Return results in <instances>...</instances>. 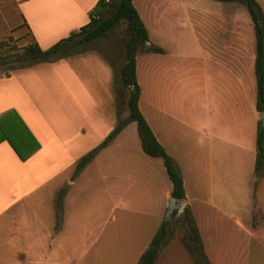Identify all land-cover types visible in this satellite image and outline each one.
Listing matches in <instances>:
<instances>
[{
	"label": "crops",
	"instance_id": "crops-1",
	"mask_svg": "<svg viewBox=\"0 0 264 264\" xmlns=\"http://www.w3.org/2000/svg\"><path fill=\"white\" fill-rule=\"evenodd\" d=\"M11 2L13 24L45 51L87 25L99 0ZM132 3L147 45L162 49L136 57L138 108L178 167L183 203L209 263L264 264L256 38L248 10L237 1ZM114 77V64L98 49L0 74V264H59L68 219L62 208L55 230V197L98 170L101 158L113 165L118 198L130 192L138 164L148 177L159 173V164L165 170L160 159L143 153L131 122L72 180L78 160L118 123ZM121 181L130 184L124 189ZM151 239L135 254L138 259ZM169 248L163 246L158 262Z\"/></svg>",
	"mask_w": 264,
	"mask_h": 264
},
{
	"label": "rangeland",
	"instance_id": "rangeland-1",
	"mask_svg": "<svg viewBox=\"0 0 264 264\" xmlns=\"http://www.w3.org/2000/svg\"><path fill=\"white\" fill-rule=\"evenodd\" d=\"M255 1L260 7L264 21V0ZM12 10L11 0H0V31L6 29L5 25L9 27L0 41L5 43L0 50V55L5 59L0 65V74H5L11 67L17 66L15 61L19 52L30 42L26 29L13 24ZM112 11L109 7L103 17H109ZM124 30L125 25L121 23L114 26L104 38L78 44L73 50L98 49L114 64V89L119 121L127 114L128 99V91L121 86L117 78L124 62ZM156 161L161 163L160 160ZM98 163V170H89L88 174L65 192L62 208L68 219L64 230L68 242L59 264H136L138 257L135 254L147 244L148 239L152 238L164 222L168 227L165 249L169 246L171 248L156 264H193L184 246L188 239L178 219L180 214L173 216V212L178 208L168 215L171 182L161 164L157 167L159 173L153 170L151 177H148L149 171L147 176L145 175L144 165L138 164L137 171L132 175L131 180H135V183L131 182L130 192L124 190V197L118 198L114 196L116 185L111 161L101 158ZM129 184L127 181L119 183L124 189Z\"/></svg>",
	"mask_w": 264,
	"mask_h": 264
},
{
	"label": "trees",
	"instance_id": "trees-1",
	"mask_svg": "<svg viewBox=\"0 0 264 264\" xmlns=\"http://www.w3.org/2000/svg\"><path fill=\"white\" fill-rule=\"evenodd\" d=\"M220 2L237 1L242 3L251 17L254 25L256 38V59H255V77H256V110L258 113L264 112V21L262 12L255 0H216ZM112 8L113 11L107 18L103 14ZM123 23L125 30L123 34V52L124 62L120 68L117 78L123 88L128 91L126 102L127 116L121 121L118 120L115 128L97 147L82 156L76 163L72 180L93 160V158L131 122L136 123L137 135L140 146L144 154L151 158H158L166 170V174L172 184L171 197L179 201H184V187L176 163L167 155L163 147L158 143L147 122L139 111L138 101L140 97V88L136 79V57L138 54L146 52L162 53V49L147 45L148 35L145 26L140 19L132 0H99L96 8L90 15V21L87 25L80 28L78 33H72L68 38L63 39L53 45L48 50H41L37 44L32 43L25 46L18 55L17 66L10 68H25L39 62H49L58 58L78 54L83 51H73L78 44H85L91 41L104 38L106 34L116 25ZM5 43H0V50ZM4 57L0 55V65L4 62ZM12 148L19 154L15 143L9 140ZM257 159L256 174L264 168V129L258 121L257 134ZM66 189L58 191L55 201L56 223L55 230L58 231L62 223V201ZM178 214V210L173 212V216ZM178 219L181 221L188 242L184 246L189 253L193 264H210L203 249V244L196 228L193 215L188 206H185ZM168 238L167 223L164 222L156 231L148 244L146 250L139 257L137 264H156L159 254L166 244Z\"/></svg>",
	"mask_w": 264,
	"mask_h": 264
},
{
	"label": "water",
	"instance_id": "water-1",
	"mask_svg": "<svg viewBox=\"0 0 264 264\" xmlns=\"http://www.w3.org/2000/svg\"><path fill=\"white\" fill-rule=\"evenodd\" d=\"M148 44V43H147ZM259 118L261 122V127L264 129V112L259 113ZM185 207L184 203H180L179 200L176 198L170 197L168 201V215H170L174 209L178 208V214L182 213L183 209Z\"/></svg>",
	"mask_w": 264,
	"mask_h": 264
},
{
	"label": "built area",
	"instance_id": "built-area-1",
	"mask_svg": "<svg viewBox=\"0 0 264 264\" xmlns=\"http://www.w3.org/2000/svg\"><path fill=\"white\" fill-rule=\"evenodd\" d=\"M109 2V0H105V3H108Z\"/></svg>",
	"mask_w": 264,
	"mask_h": 264
}]
</instances>
